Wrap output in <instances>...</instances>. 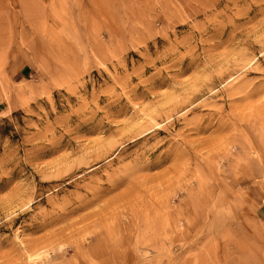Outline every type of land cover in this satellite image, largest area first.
<instances>
[{"label": "rangeland", "instance_id": "obj_1", "mask_svg": "<svg viewBox=\"0 0 264 264\" xmlns=\"http://www.w3.org/2000/svg\"><path fill=\"white\" fill-rule=\"evenodd\" d=\"M0 264H264V0H0Z\"/></svg>", "mask_w": 264, "mask_h": 264}, {"label": "bare ground", "instance_id": "obj_2", "mask_svg": "<svg viewBox=\"0 0 264 264\" xmlns=\"http://www.w3.org/2000/svg\"><path fill=\"white\" fill-rule=\"evenodd\" d=\"M177 107V106H176ZM144 116H145V118L144 117H139V118H137V119H141L142 121L144 120V119H146V117H149L150 119H152V117L151 116H147V114H144ZM149 120V119H148ZM148 120H146V122L148 121ZM142 121H137L138 123V125H141L143 122ZM149 122V121H148ZM156 124V123H155ZM157 125V124H156ZM150 127V126H149ZM42 254H46V252H43ZM40 254H35V255H33V254H31V253H27V260H32V259H34V258H36V257H38Z\"/></svg>", "mask_w": 264, "mask_h": 264}]
</instances>
